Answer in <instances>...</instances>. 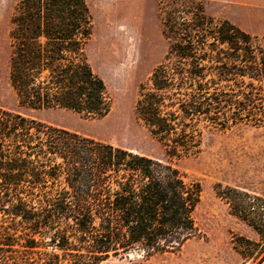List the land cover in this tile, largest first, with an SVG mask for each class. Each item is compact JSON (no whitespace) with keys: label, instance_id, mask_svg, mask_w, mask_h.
Instances as JSON below:
<instances>
[{"label":"trees","instance_id":"trees-1","mask_svg":"<svg viewBox=\"0 0 264 264\" xmlns=\"http://www.w3.org/2000/svg\"><path fill=\"white\" fill-rule=\"evenodd\" d=\"M163 60L140 83L137 118L169 158L201 150L207 131L264 124V35L206 11L203 0H159ZM88 0H20L11 17L9 79L18 103L92 118L113 107L87 45ZM199 180L156 159L0 106V264H101L180 249L202 232ZM258 236L232 238L264 262V196L215 186Z\"/></svg>","mask_w":264,"mask_h":264},{"label":"rangeland","instance_id":"rangeland-1","mask_svg":"<svg viewBox=\"0 0 264 264\" xmlns=\"http://www.w3.org/2000/svg\"><path fill=\"white\" fill-rule=\"evenodd\" d=\"M19 1L0 0V106L156 159L169 160L202 184V198L196 211L201 235L175 251L152 255L131 252L101 264H252L244 262L233 249L232 238L258 236L230 213L228 205L216 196L215 186L221 183L264 196V124L207 131L199 152L169 158L162 144L136 116L139 85L147 80L167 51L159 0H88L94 28L87 55L113 99L111 112L103 118L65 109L35 110L19 105L9 79L11 17ZM203 2L209 15L228 19L252 34L264 35V0Z\"/></svg>","mask_w":264,"mask_h":264},{"label":"crops","instance_id":"crops-1","mask_svg":"<svg viewBox=\"0 0 264 264\" xmlns=\"http://www.w3.org/2000/svg\"><path fill=\"white\" fill-rule=\"evenodd\" d=\"M244 30V29H243ZM246 31V30H245ZM262 264H264V262L262 263Z\"/></svg>","mask_w":264,"mask_h":264}]
</instances>
